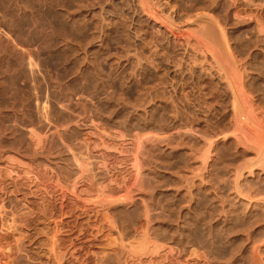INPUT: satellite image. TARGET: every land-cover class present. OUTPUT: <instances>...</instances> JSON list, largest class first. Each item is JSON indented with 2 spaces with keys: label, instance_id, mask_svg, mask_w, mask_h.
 <instances>
[{
  "label": "rangeland",
  "instance_id": "374dc122",
  "mask_svg": "<svg viewBox=\"0 0 264 264\" xmlns=\"http://www.w3.org/2000/svg\"><path fill=\"white\" fill-rule=\"evenodd\" d=\"M130 1L0 0V264H218L229 256L235 239L207 220L205 196L191 211L176 200L194 165L176 138L180 102L168 67L179 56L170 46V65L151 64L148 48L126 39L125 23L136 25ZM214 2L230 43L249 45L264 63L254 46L264 39L256 28H264V0ZM187 83L191 103L202 102L206 94Z\"/></svg>",
  "mask_w": 264,
  "mask_h": 264
},
{
  "label": "bare ground",
  "instance_id": "6f19581e",
  "mask_svg": "<svg viewBox=\"0 0 264 264\" xmlns=\"http://www.w3.org/2000/svg\"><path fill=\"white\" fill-rule=\"evenodd\" d=\"M105 1L107 0H102L104 3ZM178 1L131 0V6L129 7L130 10L127 8L130 16V19L128 20L135 23L137 27L135 24V26L128 27L130 25H126L127 20L125 21L126 23L120 20L122 23H125V26L122 24L124 27L130 29H128L129 36L126 35V39L130 37L128 40H132L131 38H133V40H135V45L137 43L136 41H141L143 47L148 48L150 54L146 52L145 56L147 54L153 56L151 64L156 61V63H166L167 59L165 61L164 59L166 57H163L167 52L166 48L170 46L174 47L176 56H179L176 63L173 64H176V67L169 66L170 63L167 61L169 63L168 71L170 74H173L174 78L176 77V88L173 87L174 90L176 89V101L180 102L179 104H182V106L185 107V112H190L194 117L191 115L192 121L185 118V114L182 115L183 112H180L181 107L177 104L179 110L176 106V138L179 137V140L185 144V147L187 146V154H189L188 158H191L192 156V159L194 160V168L191 167L189 163L188 166L190 170H188L189 172H192V174H190V176L188 173L189 177L186 175L187 178L182 175L183 178H185L184 180L186 184H183L185 185L184 190H182L183 195L181 194L183 199L182 196L179 195L180 198L178 196L176 200H178V203L185 202L184 205L188 203L187 208L190 209L194 202L198 203L200 198L196 201L197 197H200L201 195L205 196L203 198L206 200H201L207 201V204L205 202L207 206L203 204L207 207L208 211L205 212L206 214L208 213L206 218L208 217L209 222L212 221V223L219 226L218 229L221 226L219 231H224L225 235H229V237L231 236L230 238L228 237L230 241H234L231 240L232 238L235 239V242L228 244H233V246L229 249L231 251H228L229 256L227 257V254L224 256L226 257L224 261L221 259L224 258L223 256L221 258L219 257L221 253H215V257L217 256V259L220 258V260H218L220 261L219 263L224 264V262H226L225 264H232L238 261L239 264H264V63H256L253 61L254 58L259 57V51H253L250 48L246 49L249 45L244 49L241 48L242 50H238L236 46H233L230 43L225 26L216 17V14H214L216 11L212 12L209 8L208 4L213 5L215 3L216 5L214 0H210L214 3H210L209 1L207 2L208 4L204 5H202V0H190L191 3L194 4L191 7L193 9L192 11L191 8L188 10L186 7L187 0H183V2ZM191 3L189 4L191 5ZM127 5L129 6V4ZM212 5V9L213 7L217 8V6ZM117 6L124 5L118 4ZM128 6H125V8ZM188 7L190 6L188 5ZM125 8L122 7L123 10ZM110 13L112 15V12ZM120 13H122V11ZM115 15H117V13ZM126 15L127 14L124 16ZM115 22H117V20ZM262 23L257 22V33L264 30ZM125 29L123 30L126 34L127 32ZM141 31H145V34L147 32H152L150 34V39L148 40L146 37L142 36ZM142 44L140 45L142 46ZM133 45L131 44V46ZM254 46H258L261 48V51H264V39L259 38V40H256ZM133 47L135 48L136 46ZM136 51V48L134 49V52L132 51L134 57L132 60L130 58V60L132 63L134 60L135 66H141L144 58L139 56V54H142ZM140 51L142 52L143 49ZM131 56L133 55L131 54L129 57ZM147 57L145 59L149 64V58ZM158 65L159 64L156 66ZM161 67H164V65ZM136 68L138 67L136 66ZM143 72L145 73V71ZM170 76H168L169 79H174L173 76L171 78ZM188 76L190 77V82H194V87H198L199 91L204 93L203 95L206 94V97L202 102L191 103L192 98L189 95L190 92H183L182 84L185 82L187 83ZM191 78H193V80ZM202 79L206 81L209 80V86H206L207 82L205 81V83H202V81H200ZM186 88L184 87V90ZM186 90H189V88ZM196 93H198V91ZM200 100L202 99L200 98ZM181 111H183V109ZM187 117L191 118L190 116ZM185 136H188V138ZM226 152H230V156ZM226 155H228V158ZM188 158L186 157L185 159L189 161ZM221 161L224 163L223 165L219 164ZM177 169L179 168L177 167ZM177 171L176 173L178 174L179 171ZM176 186H178V184H176ZM179 214L180 212H177L178 216L176 215V217L181 219ZM185 217L186 216L183 218ZM212 225L213 224L210 226L208 225L210 233L214 231L215 226ZM184 229L186 230V228ZM186 242L188 241L186 240ZM201 242L198 241V244ZM227 250L228 249H226V251ZM221 260L223 262H221Z\"/></svg>",
  "mask_w": 264,
  "mask_h": 264
}]
</instances>
